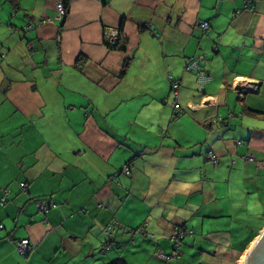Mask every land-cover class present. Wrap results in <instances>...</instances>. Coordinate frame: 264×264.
<instances>
[{
  "label": "crops",
  "instance_id": "obj_1",
  "mask_svg": "<svg viewBox=\"0 0 264 264\" xmlns=\"http://www.w3.org/2000/svg\"><path fill=\"white\" fill-rule=\"evenodd\" d=\"M176 227L180 264L264 231V0H0V264H170Z\"/></svg>",
  "mask_w": 264,
  "mask_h": 264
},
{
  "label": "built area",
  "instance_id": "obj_2",
  "mask_svg": "<svg viewBox=\"0 0 264 264\" xmlns=\"http://www.w3.org/2000/svg\"><path fill=\"white\" fill-rule=\"evenodd\" d=\"M57 7H58L60 17L61 18L66 17L67 11L64 7V4L61 1L58 2ZM202 28L204 31H208L210 29V26H209V24L205 23L202 25ZM148 30L153 31L152 28L148 29ZM154 35L156 37L159 36L156 32H154ZM119 36H120L119 32H113L112 33V35L110 36V46H112V47L116 46L115 40H118ZM206 63H207L206 58L204 56L192 58L190 60H187V62H186L185 72L194 74L196 77L197 84L200 87H205L206 85H208L212 81V77L206 72ZM170 79H171V76H170ZM249 87H250V90L256 91V89L253 85H250ZM179 90H180L179 85L173 83V91L172 92H173L174 97H175L173 104H174L176 116H179L180 110H181V107L179 105ZM249 160L253 161L254 159L249 158ZM212 162L214 164L218 163V160L216 159V157H212ZM123 173L125 175H130L131 168L128 165L125 166L123 169ZM20 186L24 189L26 187L24 184H20ZM8 194L9 193L6 191L5 196L1 200V204L3 206H5L9 203L8 198H7ZM38 209L40 212H42L44 214H48L50 211V208L43 205V204H39ZM108 234H110L111 236L114 235L115 230L113 228H108ZM192 236H193V232L185 230L183 227H176L175 228V234L171 238V244L173 246L172 251L170 253H166L164 251L159 252L158 253V259L163 261V262L170 263V264H179L182 260V250H181L182 244L186 238L192 237ZM17 250L21 256L28 255L30 253V245H29L28 241L20 242L17 246Z\"/></svg>",
  "mask_w": 264,
  "mask_h": 264
},
{
  "label": "water",
  "instance_id": "obj_3",
  "mask_svg": "<svg viewBox=\"0 0 264 264\" xmlns=\"http://www.w3.org/2000/svg\"><path fill=\"white\" fill-rule=\"evenodd\" d=\"M241 91L245 94L246 93H252V94L257 93L248 88H242ZM243 264H264V231L262 232L256 244L252 247V249L248 253Z\"/></svg>",
  "mask_w": 264,
  "mask_h": 264
},
{
  "label": "trees",
  "instance_id": "obj_4",
  "mask_svg": "<svg viewBox=\"0 0 264 264\" xmlns=\"http://www.w3.org/2000/svg\"><path fill=\"white\" fill-rule=\"evenodd\" d=\"M111 48L113 49V48H115V46L114 47L111 46ZM127 68H128V66L126 65L125 72L127 71ZM107 264H129V263L127 262V260H125L123 258H118V259L112 260L111 262H109Z\"/></svg>",
  "mask_w": 264,
  "mask_h": 264
},
{
  "label": "rangeland",
  "instance_id": "obj_5",
  "mask_svg": "<svg viewBox=\"0 0 264 264\" xmlns=\"http://www.w3.org/2000/svg\"><path fill=\"white\" fill-rule=\"evenodd\" d=\"M113 33V32H112ZM112 33L110 34V36L112 35Z\"/></svg>",
  "mask_w": 264,
  "mask_h": 264
},
{
  "label": "bare ground",
  "instance_id": "obj_6",
  "mask_svg": "<svg viewBox=\"0 0 264 264\" xmlns=\"http://www.w3.org/2000/svg\"><path fill=\"white\" fill-rule=\"evenodd\" d=\"M67 16V15H66ZM65 18V17H64Z\"/></svg>",
  "mask_w": 264,
  "mask_h": 264
}]
</instances>
